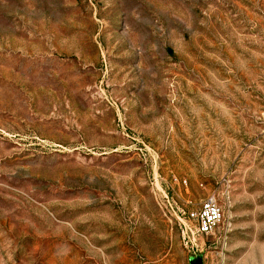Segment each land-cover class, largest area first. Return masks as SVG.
I'll return each mask as SVG.
<instances>
[{"label": "rangeland", "instance_id": "1", "mask_svg": "<svg viewBox=\"0 0 264 264\" xmlns=\"http://www.w3.org/2000/svg\"><path fill=\"white\" fill-rule=\"evenodd\" d=\"M0 264H264V0H0Z\"/></svg>", "mask_w": 264, "mask_h": 264}, {"label": "built area", "instance_id": "2", "mask_svg": "<svg viewBox=\"0 0 264 264\" xmlns=\"http://www.w3.org/2000/svg\"><path fill=\"white\" fill-rule=\"evenodd\" d=\"M187 220L193 223L194 232L198 236L212 233L221 219V211L213 196L202 201L197 211L186 214Z\"/></svg>", "mask_w": 264, "mask_h": 264}]
</instances>
